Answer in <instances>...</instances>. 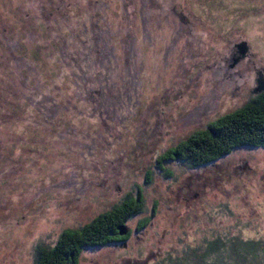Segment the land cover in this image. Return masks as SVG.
Returning <instances> with one entry per match:
<instances>
[{
  "label": "rangeland",
  "instance_id": "1",
  "mask_svg": "<svg viewBox=\"0 0 264 264\" xmlns=\"http://www.w3.org/2000/svg\"><path fill=\"white\" fill-rule=\"evenodd\" d=\"M262 81L264 0H0V264H35L138 189L147 233L78 264H202L236 241L262 253L236 264H264V149L155 168Z\"/></svg>",
  "mask_w": 264,
  "mask_h": 264
},
{
  "label": "trees",
  "instance_id": "2",
  "mask_svg": "<svg viewBox=\"0 0 264 264\" xmlns=\"http://www.w3.org/2000/svg\"><path fill=\"white\" fill-rule=\"evenodd\" d=\"M179 148L190 168L217 162L236 149H264V92L256 95L242 108L219 118L206 130L192 135ZM142 209L141 198L126 197L120 206L98 216L82 228L63 232L53 248H40L35 264H78L84 249L103 248L125 238L122 237L126 236L123 235V229ZM148 224V221H142L139 228H145ZM260 246V243L236 241L229 250L224 247L226 251L223 252L222 245H212L210 250L198 255V259L202 264H233V261L235 264L244 263L247 260L245 256L257 261V257H262ZM222 252L227 258L219 256L218 260L215 257L207 262L212 253Z\"/></svg>",
  "mask_w": 264,
  "mask_h": 264
},
{
  "label": "flooded vegetation",
  "instance_id": "3",
  "mask_svg": "<svg viewBox=\"0 0 264 264\" xmlns=\"http://www.w3.org/2000/svg\"><path fill=\"white\" fill-rule=\"evenodd\" d=\"M176 13V11H175ZM182 19V22L183 23H186V21H183L184 18H181ZM245 54V53H244ZM243 55V54H242ZM235 62L237 61L236 58L233 59ZM229 78H232L231 81H233V77L231 76H227ZM261 94L264 92V81H262L261 83H259V89L256 91V94ZM181 147V146H180ZM177 149V148H176ZM174 151V153H171V152H168L167 154H163L161 155L158 160L156 161V165H155V168L157 170H160L161 172H165L166 171V176L167 178H171L173 175L171 172L167 171V168L165 167L166 164H170V163H173L175 160L179 159L181 161H184V157H183V152H182V149L178 148L179 150H176ZM178 161V160H177ZM200 167H197V168H191V170H189V173L190 174H194V171L197 169H199ZM188 169H190L188 167ZM150 175H148V183H149V180H150ZM190 182H188V186H187V191H188V195L187 197L184 195L181 196V197H177V198H180L181 200L185 201V203L187 204L188 201L191 200H196L197 199V195L195 194L194 190H193V187H196L198 186L199 184V177L196 175L195 178L191 177L189 179ZM148 183L146 182V185H148ZM143 189H138L137 190V193H136V197H133V198H138V199H142L143 201V209L140 213H138L136 216H134L133 218H138V217H142V219H140L138 221V223L136 224V230L135 232L133 231H130L128 225L126 224V236H122V237H125V238H120L117 242H114L112 244H109L103 248H106V247H110V246H115V247H120V248H127L130 241H131V238L133 237L134 234H139L137 238H140V235H144L147 233L146 231V228L151 224V222L153 221L154 217H155V214H156V207L157 205H154V208L151 210V212L149 213V215L145 212V202H144V193H143ZM132 197V196H131ZM133 218L130 221L133 220ZM142 221H148L149 224L145 227V228H139L140 227V223ZM128 264H131L130 262H128ZM135 264H143V263H135ZM145 264H148V263H145Z\"/></svg>",
  "mask_w": 264,
  "mask_h": 264
},
{
  "label": "water",
  "instance_id": "4",
  "mask_svg": "<svg viewBox=\"0 0 264 264\" xmlns=\"http://www.w3.org/2000/svg\"><path fill=\"white\" fill-rule=\"evenodd\" d=\"M246 51H245V46H242V49H241V51H240V53L241 54H243V53H245ZM125 228V227H124ZM124 234H126V228L125 229H123V235Z\"/></svg>",
  "mask_w": 264,
  "mask_h": 264
}]
</instances>
